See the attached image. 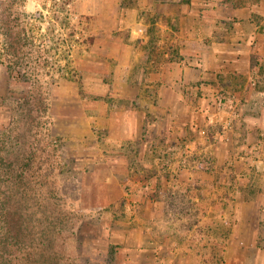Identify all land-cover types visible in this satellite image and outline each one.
Returning <instances> with one entry per match:
<instances>
[{
    "label": "rangeland",
    "instance_id": "obj_1",
    "mask_svg": "<svg viewBox=\"0 0 264 264\" xmlns=\"http://www.w3.org/2000/svg\"><path fill=\"white\" fill-rule=\"evenodd\" d=\"M84 3L99 9L80 12ZM13 4L0 0V9ZM13 9L27 13L30 48L55 77L51 101L64 84L67 98L116 113L87 124L74 102L66 137L52 129L50 111L45 119L47 184L65 189L59 197L69 215L62 247L58 238L63 264H264V236L261 251L236 246L248 232L237 201L264 189V130L255 126L264 115V0H19ZM213 19L225 20L229 33L234 22L254 23L235 62L214 55L229 57L233 43H208L206 24L205 40H183L193 21ZM193 45L198 55L186 58L183 47ZM244 46L250 58L241 56ZM232 69L248 72L233 79ZM0 87L5 136L12 111L1 97L24 85L0 66ZM134 99L147 114L141 139L128 142L117 138L124 133L115 108Z\"/></svg>",
    "mask_w": 264,
    "mask_h": 264
},
{
    "label": "trees",
    "instance_id": "obj_2",
    "mask_svg": "<svg viewBox=\"0 0 264 264\" xmlns=\"http://www.w3.org/2000/svg\"><path fill=\"white\" fill-rule=\"evenodd\" d=\"M17 1L0 9V64L7 67L14 86L24 85L21 92L12 87L1 97L12 120L0 136V264H63L58 238L65 237L69 215L59 196L66 191L47 184L54 155L49 152V160L44 159L50 143L46 135L40 139L55 77L41 71L47 59L30 48L33 41L21 22L27 13L13 9Z\"/></svg>",
    "mask_w": 264,
    "mask_h": 264
},
{
    "label": "crops",
    "instance_id": "obj_3",
    "mask_svg": "<svg viewBox=\"0 0 264 264\" xmlns=\"http://www.w3.org/2000/svg\"><path fill=\"white\" fill-rule=\"evenodd\" d=\"M255 6L257 5H253V7L251 8L252 11H257L260 8V6H257V9H255L254 8ZM97 8L99 9V7H96V4H95V8L92 9L89 6H87V3H84V6L80 8V12L84 13V12L91 11L90 13H94L96 12ZM249 8L250 7H248V5H245V6H242L241 9L244 12L245 11L248 12ZM118 10L124 11L120 6L118 7ZM117 24H118L117 25L118 27H121L120 23H117ZM203 24H206L205 27H208V32L206 33V39L208 40V43H212V44L233 43L232 47H230V50H228L229 57L228 55L225 54L226 52L221 49L215 50V53H214V55L217 56V58L218 57L223 58V59L227 58V60H230V62H235L236 60L239 59L238 57L240 56V52H241L239 51V48L241 49V47H238V45H241L243 42L248 41L247 36H250L249 38H252L253 33H254V31L247 30V27H250L254 24L247 19L240 20L239 22H234L233 25L231 24L228 25V27H230L231 29L233 28V31H231V33L225 30L227 28V26L225 25L226 24L225 20L213 19V20L208 21L207 23L193 21L191 23L192 29L190 30L189 28L188 30H186V33L187 31L188 33L186 36L185 35L183 36V40H185L186 42H191L192 44H196L198 42H202V40H205L204 32H202L201 30V28L203 27ZM125 25H126L125 22L122 23V26H125ZM222 32H224V34H222ZM219 37L223 39L219 40L220 39ZM228 37L229 39H224ZM118 39L120 43H126L125 39H122V38H118ZM244 47L245 48L242 49L244 52L241 53V56H244V53H245L247 57L250 58V54L247 53L246 51V46ZM182 53L186 55V58L187 57L195 58L198 55V48L197 46H194V45L191 47L185 46L182 49ZM0 66L3 68H6V72H7V67L5 65L1 64ZM186 70H188L186 74H188L190 78L192 74H195L193 71V68L188 69L186 67ZM227 72H229L230 77L234 79L236 77V74H239V76H241L240 74L242 73L246 74L248 70L247 71H242V70L236 71L232 69V71L228 70ZM132 84L133 82H128L129 86L127 88L132 89V87H134ZM62 88L64 89L66 88L64 84H62L59 87V89L56 91L58 93L60 92L61 94H58V93L56 94L54 91L53 98L51 101V107L49 110L52 116V120H53L52 129L57 130L56 131L57 134H60L61 136H64V137L68 136L69 134H72V132L70 131L71 130L70 126L68 124L74 122L72 119L74 116L71 111V107H72L71 104L74 102L77 104H81L80 105L81 106L80 116H81V119L84 120L87 124H89L91 120L94 119L95 121L102 120L101 125H103L104 124L103 120L110 121L113 115L116 116L115 112L113 115L111 113H107V111H105V106L102 105V103L90 104L91 102L84 103L82 100L74 101V100L67 98L66 95L63 94L65 90ZM136 88L140 89L141 86L138 85L136 86ZM0 89L2 92V87H0ZM142 89L144 90V88ZM164 89L168 90V87L167 88L165 87ZM58 96H60L61 98H59ZM128 97L129 99H132V95L128 94L124 96V98H128ZM115 109L117 112V116L119 117L118 122H119V128H120L121 134L124 133L123 137L118 135L117 138L118 139L124 138L128 142L130 141L132 142V140L138 141L139 139H141V136H142L141 133L145 125L143 124L145 123V116L143 115V113L145 115L147 113L145 110L143 109L141 110L139 102L135 101L134 99L132 101H129L127 106H121L120 110L117 106ZM76 124H77L76 127L81 128V126H78L81 123H76ZM250 124H251V120L249 121V125ZM255 126L260 130H264V115H262L261 117H257V120L255 121ZM76 132L77 134H80L78 131ZM151 137H152V134L150 133L149 137H147V142L150 140ZM197 199H199V196H197ZM237 203L239 205L237 207L236 214L237 216H240L239 218L240 229L241 227H242V230L248 229V232L239 233L240 235H242V237H245L246 240L245 241L240 240L236 246L239 245L242 251L244 250L247 251L249 248L255 252L261 251V248H260L261 240L259 239H260V236H264V231H263L264 229V218H263L264 217V214H263L264 213V207H263L264 206V189L263 190L259 189V191L257 192L255 196L245 197L242 200H238ZM231 238L232 237H230V239Z\"/></svg>",
    "mask_w": 264,
    "mask_h": 264
}]
</instances>
